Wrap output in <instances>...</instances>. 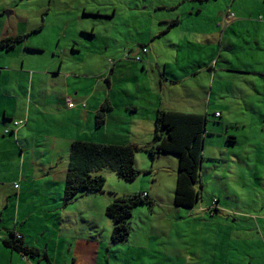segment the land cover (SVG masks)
Listing matches in <instances>:
<instances>
[{"label":"crops","instance_id":"1","mask_svg":"<svg viewBox=\"0 0 264 264\" xmlns=\"http://www.w3.org/2000/svg\"><path fill=\"white\" fill-rule=\"evenodd\" d=\"M20 1L28 3L30 0H8L11 6L6 2L2 5L6 9L13 7L14 11V6ZM58 2L71 6L70 12L79 13L80 23L78 30L71 33L67 31V25H60L61 33L48 61L40 44H30V37L42 36L43 20L40 25H31L27 16H23L26 22L20 30L13 28L12 34L8 33L9 26H1L0 41L26 35L18 44L22 46V52L16 51L18 45L9 51L0 50V187H4L0 191V208L5 214L12 207L8 210L10 223L18 220L20 200L29 191L37 193L35 182L42 173L36 174L34 168L38 169L40 164L39 160H31L30 149L45 148L42 151L59 157L57 161H62V157L67 155V171L68 150L75 141L148 147L153 141L159 109L191 114L208 111L205 81L212 85L217 80L220 83L233 80H224V74H246L247 71L239 72L234 60L240 58L239 54H250L259 44L264 46V0ZM76 2L79 5L74 9ZM10 14L7 12L6 15ZM229 14L233 16L227 17ZM222 16H225L226 27L225 23L219 22ZM89 20L93 23L86 24ZM65 37L68 43L62 48L60 43ZM143 48L147 49L146 53L142 52ZM97 49H101L104 55H110L109 58L100 56V59L82 61V66L73 64L75 55L97 53ZM29 52H38L35 54H41L43 58L30 56ZM164 56L166 60V57L161 59ZM136 57L141 60L135 61ZM51 59L54 62H50ZM261 59L258 62L264 65V57ZM79 66L83 67L81 71ZM86 69L98 70L91 87L85 80L92 74L82 75ZM149 69L153 76L158 72L157 77L147 79ZM254 75L264 77V74ZM201 90L206 93L205 98H199ZM218 92L219 95L224 93ZM68 100L73 108L67 106ZM104 104L108 106L105 120L97 128L95 116ZM15 122L22 124L15 126ZM63 149L65 153H62ZM25 165L28 168L24 173ZM6 167L9 174L5 176ZM143 173L152 174L150 170H143ZM45 175L52 174L46 170ZM140 192L147 193L151 199L153 197L148 188ZM199 210L206 211V208L200 206ZM50 212L53 211L45 210L44 214ZM24 214L21 215L23 223L30 218L27 209ZM44 217L38 220L37 228H31V231L37 229L42 241L47 240L42 247L38 246V236L39 243L29 240L33 235L26 231L27 226L14 228L11 232L27 247L46 254L51 264L52 261L60 264L65 256L74 255L73 245L67 249L68 237L63 233V224H58L50 216ZM5 235L0 236V264H45L41 258H26L7 248L2 243L8 237ZM46 237L49 240H45ZM74 247L78 252L71 258V264L82 263L91 251L90 245L82 241Z\"/></svg>","mask_w":264,"mask_h":264},{"label":"rangeland","instance_id":"2","mask_svg":"<svg viewBox=\"0 0 264 264\" xmlns=\"http://www.w3.org/2000/svg\"><path fill=\"white\" fill-rule=\"evenodd\" d=\"M50 1H20L13 11V7L6 9L2 5L3 2L8 4V0H0V31L1 26H9V34L13 28L20 30L26 22L23 16H27L31 25H40L43 20L42 36L33 35L30 44H40L47 61L55 51L60 25H67V31L71 33L78 30L80 23L79 13L70 12L71 6L61 5L58 0ZM78 5L76 2L73 8H78ZM7 12L11 14L6 15ZM224 21L225 16H222L219 22L224 24ZM92 23L90 20L86 22ZM67 43L65 37L60 46L63 48ZM262 44L254 47L250 54H239L240 58L234 60L239 72L247 71L246 74H224V80H233L221 83L217 80L212 85L206 80V85H203L208 89V111L202 114L207 117V125L199 179L201 200L194 208L183 209L173 205L177 157L159 155L151 159L143 151L135 152V168L141 174L133 181L125 182L110 170L102 169L97 174L105 180L103 193H86L65 203L63 189L67 155L62 157V161H57L59 157L44 153L42 150L45 148L40 147L39 150L30 149L31 160H39L40 164L34 170L36 174L42 173L35 182L37 193L29 191L20 200L18 220L13 218L15 221L11 223L8 210L12 207L5 214L0 208V236L8 235L14 228L27 226L26 231L33 235L29 240L39 243L38 236V246L42 247L49 237L42 241L37 229L31 231V228H37L39 219L50 216L58 224H63V233L68 237L67 249L73 245L74 255L78 252L74 245H80L82 241L90 245V253L79 264H264V77L254 75L264 74V65L258 62L264 57ZM21 47L18 45L16 51L22 52ZM29 53L35 56L38 52ZM100 53L101 49L97 53L75 55L73 64L82 66L84 61L110 56ZM36 56L42 57L41 54ZM49 61L54 62L52 59ZM149 71L147 79L153 76ZM97 72L87 69L82 72V75L92 74L85 80L88 86L94 84ZM157 73L153 77H157ZM219 90L224 92L223 95H219ZM200 94L199 98L206 97L204 90ZM63 151L66 152L65 149ZM15 161H18V151ZM27 168L25 165L24 173ZM46 170H50L52 175L46 176ZM143 170H150L152 174L143 173ZM8 174L6 167L5 176ZM143 188H148L153 195L154 205L137 206L129 220L127 241L113 244L110 240L113 221L105 216V208L114 196L138 194ZM3 189L0 187V191ZM200 206L206 211L199 210ZM26 209L30 218L23 223L21 215L25 216ZM45 210L53 212L44 214ZM201 240L202 247L199 246ZM71 254V257L65 256L60 264H71V258L75 257Z\"/></svg>","mask_w":264,"mask_h":264},{"label":"trees","instance_id":"3","mask_svg":"<svg viewBox=\"0 0 264 264\" xmlns=\"http://www.w3.org/2000/svg\"><path fill=\"white\" fill-rule=\"evenodd\" d=\"M25 37L26 35L2 39L0 50H12L23 42ZM107 108V104L102 105L101 110L96 114L97 128L103 125ZM206 125V115L159 109L155 117L153 141L148 147L73 142L69 150L63 200L68 203L86 193H103L105 180L97 174L102 169L110 170L125 182L133 181L140 174L135 168L134 154L143 151L151 159L159 155L177 157L173 205L176 208H194L201 200L199 179ZM140 205L152 207L154 202L147 193H138L115 196L105 208V216L113 221L110 237L113 244L127 241L130 232L129 220L133 210ZM8 235V238L2 240L7 248L26 258H41L45 264H51L46 254L27 247L14 232H8Z\"/></svg>","mask_w":264,"mask_h":264},{"label":"built area","instance_id":"4","mask_svg":"<svg viewBox=\"0 0 264 264\" xmlns=\"http://www.w3.org/2000/svg\"><path fill=\"white\" fill-rule=\"evenodd\" d=\"M229 16L232 17L233 14H229L227 17H229ZM227 17H226V18H227ZM142 52H143V53H146V52H147V49H146V48H143V49H142ZM140 60H141L140 57H136V58H135V61H137V62H139ZM67 106H68L69 108H73V107H74V105H73L69 100L67 101ZM216 116H218V114H217ZM19 124H22V122H19V123H18V122H15V123H14L15 126H17V125H19ZM6 132H7V131H6ZM144 195H145V194H143V196H144Z\"/></svg>","mask_w":264,"mask_h":264}]
</instances>
